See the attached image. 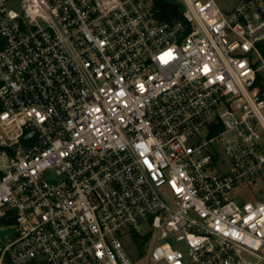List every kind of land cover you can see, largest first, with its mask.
<instances>
[{"label":"built area","instance_id":"2783aa9c","mask_svg":"<svg viewBox=\"0 0 264 264\" xmlns=\"http://www.w3.org/2000/svg\"><path fill=\"white\" fill-rule=\"evenodd\" d=\"M0 0V264L264 261V0Z\"/></svg>","mask_w":264,"mask_h":264},{"label":"trees","instance_id":"16d2710c","mask_svg":"<svg viewBox=\"0 0 264 264\" xmlns=\"http://www.w3.org/2000/svg\"><path fill=\"white\" fill-rule=\"evenodd\" d=\"M153 5L160 20L173 22L181 18V6L175 0H153ZM258 48L264 58V41L258 43ZM258 80L260 82L264 80L261 74L258 75ZM261 88H264L263 83ZM10 224H12V221L0 219V227Z\"/></svg>","mask_w":264,"mask_h":264},{"label":"rangeland","instance_id":"374dc122","mask_svg":"<svg viewBox=\"0 0 264 264\" xmlns=\"http://www.w3.org/2000/svg\"><path fill=\"white\" fill-rule=\"evenodd\" d=\"M217 4L223 8V9H228L231 6H233L237 0H215ZM260 74L263 76L264 79V68L261 70ZM264 84V80L260 84ZM4 134L0 130V141L4 138ZM2 146V145H1ZM0 146V147H1ZM247 261L249 264H264L263 260L258 259L255 256H247Z\"/></svg>","mask_w":264,"mask_h":264},{"label":"water","instance_id":"95a60500","mask_svg":"<svg viewBox=\"0 0 264 264\" xmlns=\"http://www.w3.org/2000/svg\"><path fill=\"white\" fill-rule=\"evenodd\" d=\"M13 231H14L13 227H9L6 229H0V242H4L5 235H8L9 233H11Z\"/></svg>","mask_w":264,"mask_h":264},{"label":"crops","instance_id":"0c3cea01","mask_svg":"<svg viewBox=\"0 0 264 264\" xmlns=\"http://www.w3.org/2000/svg\"><path fill=\"white\" fill-rule=\"evenodd\" d=\"M231 7H232V6H231ZM231 7H230V8H231ZM228 9H229V8H228Z\"/></svg>","mask_w":264,"mask_h":264}]
</instances>
